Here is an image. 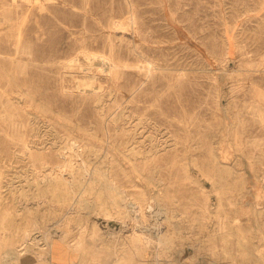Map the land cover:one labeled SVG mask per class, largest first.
I'll use <instances>...</instances> for the list:
<instances>
[{
	"label": "rangeland",
	"instance_id": "obj_1",
	"mask_svg": "<svg viewBox=\"0 0 264 264\" xmlns=\"http://www.w3.org/2000/svg\"><path fill=\"white\" fill-rule=\"evenodd\" d=\"M58 245L264 264V0H0V264Z\"/></svg>",
	"mask_w": 264,
	"mask_h": 264
},
{
	"label": "bare ground",
	"instance_id": "obj_2",
	"mask_svg": "<svg viewBox=\"0 0 264 264\" xmlns=\"http://www.w3.org/2000/svg\"><path fill=\"white\" fill-rule=\"evenodd\" d=\"M104 57V56H103ZM99 58V57H98ZM92 59V58H91ZM100 60V59H99ZM104 60V59H103ZM108 60V59H107ZM93 62V61H92ZM108 64V63H107ZM151 65V64H150ZM147 66H149V64L147 65ZM151 67V66H150ZM154 68V67H153ZM156 70V69H155ZM83 71V70H82ZM88 71H89V69H88ZM91 71V70H90ZM90 73V72H89ZM110 75V74H109ZM92 86V85H91ZM97 90V89H96ZM102 93V92H101ZM107 93V92H106ZM17 99V98H16ZM114 118V117H113ZM136 127V126H135ZM136 131V130H135ZM85 149V148H84ZM85 152V151H84ZM123 154V153H122ZM46 169V168H45ZM61 170V169H60ZM59 170V171H60ZM55 176V175H54ZM57 176V175H56ZM55 176V177H56ZM47 177V176H46ZM51 180V179H50ZM40 181V180H39ZM44 181V180H43ZM48 181V180H47ZM52 181V180H51ZM65 181V180H64ZM41 182V181H40ZM56 182V181H55ZM60 182V181H59ZM45 183H46V181H45ZM54 184V183H53ZM36 185V184H35ZM38 185V184H37ZM43 185V184H42ZM49 185H51V184H49ZM57 185V184H56ZM111 185V184H110ZM40 186H41V184H40ZM48 186V185H47ZM116 186V185H115ZM37 187V186H36ZM43 187V186H42ZM62 187V186H61ZM70 187V186H69ZM37 188H39V187H37ZM71 188V187H70ZM111 189H112V187H110ZM47 189V188H46ZM51 189V188H50ZM107 189V188H106ZM109 189V188H108ZM42 190V189H41ZM54 190V189H53ZM59 190V189H58ZM67 190V189H66ZM39 191V190H38ZM49 191V190H48ZM65 191V190H64ZM69 191V190H68ZM111 191V190H110ZM117 191V190H116ZM70 192H71V190H70ZM238 192V191H237ZM22 194L23 193H25V192H21ZM35 193V192H34ZM42 193V192H41ZM41 193H40V195H41ZM108 193V192H107ZM111 193H112V191H111ZM121 193V192H120ZM22 194H20L21 195V197H22ZM26 194V193H25ZM49 195H50V192L48 193ZM53 194V193H52ZM55 194V193H54ZM59 195V194H58ZM60 195H61V193H60ZM68 195V194H67ZM115 196H116V193L114 194ZM121 195H122V193H121ZM120 195V196H121ZM29 196V195H28ZM46 196V195H45ZM108 196H111V195H108ZM25 197V196H24ZM41 197H42V195H41ZM49 197V196H48ZM118 197V196H117ZM26 198V197H25ZM24 198V199H25ZM34 198V197H33ZM40 198V197H39ZM57 198V197H56ZM73 198V197H72ZM109 198H112V197H109ZM114 199H115V197H113ZM119 198V197H118ZM31 199V198H30ZM113 199V200H114ZM117 199V198H116ZM51 200V199H50ZM55 200V199H54ZM118 200V199H117ZM81 201V200H80ZM82 202V201H81ZM57 203V202H56ZM72 203V202H71ZM87 203V202H86ZM102 203V202H101ZM68 204V203H67ZM74 204V203H73ZM85 204V203H84ZM100 204V203H99ZM106 204V203H105ZM113 204V203H112ZM52 205V204H51ZM103 205V204H102ZM118 205V204H117ZM37 206H38V204H37ZM42 206V205H41ZM52 206H54V205H52ZM69 206V205H68ZM87 206V205H86ZM120 206V205H119ZM121 206H122V204H121ZM117 207V206H116ZM46 208H47V206H46ZM102 208V207H101ZM57 209V208H56ZM106 209V208H105ZM37 210V209H36ZM100 210V209H99ZM119 210V209H118ZM120 211V210H119ZM125 212H127V211H125ZM28 213V212H27ZM27 213H26V215H27ZM34 213V212H33ZM105 213V212H104ZM109 213V212H108ZM113 213V212H112ZM116 213H117V211H116ZM122 213V212H121ZM36 214H37V212H36ZM106 214V213H105ZM120 214V213H119ZM122 214H120V216H121ZM124 215V214H123ZM125 215H126V213H125ZM42 217V216H41ZM40 217V218H41ZM125 217V216H124ZM39 220V219H38ZM42 220V219H41ZM40 220V221H41ZM35 222H37V221H35ZM126 222V221H125ZM193 222V221H192ZM2 223V222H1ZM31 223V222H30ZM33 236V235H32ZM7 237V236H6ZM6 239V238H5ZM30 240V239H29ZM34 240V239H33ZM173 240V239H172ZM210 241V240H209ZM140 242V241H139ZM23 244V243H22ZM21 244V245H22ZM43 245V244H42ZM50 245V244H49ZM71 245V244H70ZM34 246V245H33ZM30 247V246H29ZM32 247V246H31ZM45 247V246H44ZM71 247V246H70ZM17 248V247H16ZM16 248H12L11 246L10 247H8L6 250H5V255H4V264H9L10 263V261L12 260V258H14L17 262H18V264H25V263H27L26 262V259L23 257V254H24V252L22 253V252H19V248L18 249H16ZM40 249V248H39ZM70 249V248H69ZM75 249V248H74ZM27 250H29V248H26V252H27ZM37 250V249H36ZM43 251V250H42ZM71 252V251H70ZM33 253V252H32ZM27 254V253H26ZM29 254V253H28ZM29 257V256H28ZM69 257H70V254H69ZM30 258V257H29ZM33 259V258H32ZM31 259V260H32ZM37 259V258H36ZM113 259V258H112Z\"/></svg>",
	"mask_w": 264,
	"mask_h": 264
},
{
	"label": "crops",
	"instance_id": "obj_3",
	"mask_svg": "<svg viewBox=\"0 0 264 264\" xmlns=\"http://www.w3.org/2000/svg\"><path fill=\"white\" fill-rule=\"evenodd\" d=\"M63 245H58L55 251L56 254V259L53 258L52 254H49V258L47 259V261H42L39 262V260H35V261H28L25 264H75L76 261H71V262H66L62 259H60V257L63 256V254L66 252L65 249H63Z\"/></svg>",
	"mask_w": 264,
	"mask_h": 264
}]
</instances>
